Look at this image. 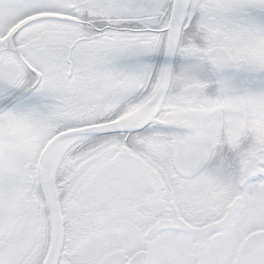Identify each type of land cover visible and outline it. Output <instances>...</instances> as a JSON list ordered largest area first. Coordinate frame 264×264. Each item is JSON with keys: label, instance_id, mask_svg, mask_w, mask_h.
Listing matches in <instances>:
<instances>
[{"label": "snow or ice", "instance_id": "snow-or-ice-1", "mask_svg": "<svg viewBox=\"0 0 264 264\" xmlns=\"http://www.w3.org/2000/svg\"><path fill=\"white\" fill-rule=\"evenodd\" d=\"M0 264H264V0H0Z\"/></svg>", "mask_w": 264, "mask_h": 264}]
</instances>
